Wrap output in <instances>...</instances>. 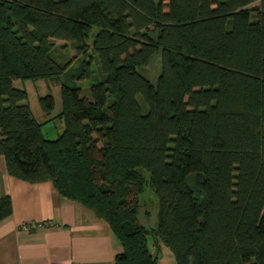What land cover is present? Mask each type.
<instances>
[{
    "label": "trees",
    "instance_id": "trees-1",
    "mask_svg": "<svg viewBox=\"0 0 264 264\" xmlns=\"http://www.w3.org/2000/svg\"><path fill=\"white\" fill-rule=\"evenodd\" d=\"M156 53L153 86L137 68ZM17 80L61 84L56 139ZM39 102L52 113L50 95ZM0 157L103 221L114 264H157L160 245L175 264H264V0H0ZM145 186L154 227L138 220Z\"/></svg>",
    "mask_w": 264,
    "mask_h": 264
},
{
    "label": "crops",
    "instance_id": "crops-1",
    "mask_svg": "<svg viewBox=\"0 0 264 264\" xmlns=\"http://www.w3.org/2000/svg\"><path fill=\"white\" fill-rule=\"evenodd\" d=\"M11 215L0 222V264H114L120 244L106 224L82 206L62 199L51 184L11 178L0 157V198ZM54 224L23 231L25 223Z\"/></svg>",
    "mask_w": 264,
    "mask_h": 264
},
{
    "label": "rangeland",
    "instance_id": "rangeland-1",
    "mask_svg": "<svg viewBox=\"0 0 264 264\" xmlns=\"http://www.w3.org/2000/svg\"><path fill=\"white\" fill-rule=\"evenodd\" d=\"M97 29L93 28L91 34L89 36L88 44L92 43V39L94 35L97 33ZM55 59L59 60L62 63L71 60L73 62V66L70 69V72H73L74 69L78 66L76 64L77 57L75 53L70 49L69 45L62 42H56L55 47ZM75 64V65H74ZM96 66L93 64L92 70L95 71ZM161 72V62H160V54L156 53L150 61L144 67H138L137 73L147 79L151 85L155 86L158 76ZM96 75V73H95ZM62 81L64 78L61 79ZM55 81H14L13 86L17 89L23 90L27 94L26 104L29 106L31 115L36 119L37 122L42 124L41 133L45 139L54 140L61 134L63 130L62 122L59 120H54V117L60 112L61 106V87L60 83H56ZM67 85L69 87H77L81 90V94L85 98H89V87L90 81L83 80L72 82L68 81ZM47 95H50L54 100V109L52 113L45 114L41 110L39 99L43 98ZM141 102V99H138ZM47 121H51L47 123ZM46 123V124H44ZM147 178V176H146ZM139 202L142 205V209H140V214L138 216L139 223L147 226L154 227L157 223L158 218V200L155 194L150 190L148 186H145L143 194L139 196ZM145 211L149 214L148 218L145 217ZM149 251L151 253H155V248L149 244ZM158 253V262L157 264H175L172 253L163 245H160Z\"/></svg>",
    "mask_w": 264,
    "mask_h": 264
},
{
    "label": "built area",
    "instance_id": "built-area-1",
    "mask_svg": "<svg viewBox=\"0 0 264 264\" xmlns=\"http://www.w3.org/2000/svg\"><path fill=\"white\" fill-rule=\"evenodd\" d=\"M53 226H54V224L51 223V222H46V223H25L20 228L23 231H30V230L51 228Z\"/></svg>",
    "mask_w": 264,
    "mask_h": 264
}]
</instances>
